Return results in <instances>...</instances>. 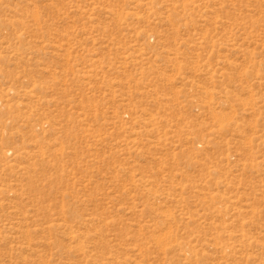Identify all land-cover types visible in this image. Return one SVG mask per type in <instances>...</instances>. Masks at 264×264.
I'll return each mask as SVG.
<instances>
[{
	"label": "rangeland",
	"instance_id": "rangeland-1",
	"mask_svg": "<svg viewBox=\"0 0 264 264\" xmlns=\"http://www.w3.org/2000/svg\"><path fill=\"white\" fill-rule=\"evenodd\" d=\"M0 264H264V0H0Z\"/></svg>",
	"mask_w": 264,
	"mask_h": 264
}]
</instances>
